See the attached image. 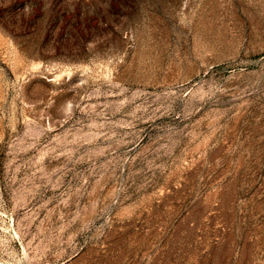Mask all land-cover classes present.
Listing matches in <instances>:
<instances>
[{
    "label": "rangeland",
    "instance_id": "obj_1",
    "mask_svg": "<svg viewBox=\"0 0 264 264\" xmlns=\"http://www.w3.org/2000/svg\"><path fill=\"white\" fill-rule=\"evenodd\" d=\"M0 264H264V0H0Z\"/></svg>",
    "mask_w": 264,
    "mask_h": 264
}]
</instances>
